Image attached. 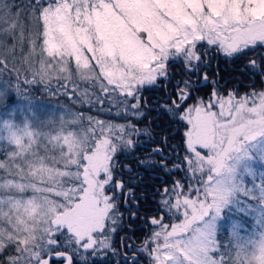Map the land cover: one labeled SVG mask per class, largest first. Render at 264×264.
I'll list each match as a JSON object with an SVG mask.
<instances>
[{
	"label": "snow or ice",
	"instance_id": "obj_1",
	"mask_svg": "<svg viewBox=\"0 0 264 264\" xmlns=\"http://www.w3.org/2000/svg\"><path fill=\"white\" fill-rule=\"evenodd\" d=\"M26 7L42 25V58L25 83L50 82L74 59L82 80L99 82L104 96L98 102L116 105V114L125 118L142 115L140 92L146 85L161 78L170 82L171 62H182L183 71L195 76L206 67L209 49L238 59L244 50L264 45V0H33ZM18 20L13 5L0 0V26L8 25L0 33L12 32ZM183 85L177 93L181 102L189 98L190 80ZM180 119L189 126L185 136L193 155L188 165L201 174L200 187L187 194L180 190L183 185L173 189L174 202L164 203L182 219L171 225L152 219L159 228L149 255L152 264H226V255L210 259L215 246L205 236L206 224L213 212L220 214L229 195L228 160L264 137V92L239 99L214 92L210 102L188 108ZM88 120L82 132L62 130L49 137L60 151L51 162L34 150L38 133L32 128L10 132L6 162H0L6 173L0 177V253L14 248L15 254L4 264H50L52 259L73 264L69 252L96 255L110 247L109 229L118 217L116 197L107 192L124 187L113 180L114 157L134 147L131 137L138 130L130 123ZM256 259L264 264V247Z\"/></svg>",
	"mask_w": 264,
	"mask_h": 264
},
{
	"label": "rangeland",
	"instance_id": "obj_2",
	"mask_svg": "<svg viewBox=\"0 0 264 264\" xmlns=\"http://www.w3.org/2000/svg\"><path fill=\"white\" fill-rule=\"evenodd\" d=\"M17 1V3H19ZM29 4L33 0H26ZM12 0H11V3ZM16 5V4H14ZM13 5V6H14ZM19 12V26L8 34L0 33V162H6V152L9 149L8 139L11 131L23 128L25 126L32 128V130L38 133V139L34 143V150L45 157L49 162L53 159H59V148L53 143L49 142V137H54L58 132L62 130L82 132L89 127L90 122L88 117H94L96 119L111 121L118 124H132L138 130V134L133 135L131 138L134 141V147L130 150H123L117 152L114 157L115 167L118 174H122L126 170L125 164L129 162V166L132 170L134 179H138L139 166L133 167L129 159L121 160V155L126 156L129 154L131 157L136 154V158L140 159L142 166L151 165L147 169H153L154 163H158L161 159L162 166L164 161L173 156H177L179 161L184 160L182 167L186 169L185 172H180L185 179V183L181 191L186 194L189 189H195L200 187V173H193L192 169L188 165V158L192 157L191 151L187 148V137L185 136L189 126L186 121L180 119V116L190 107H195L198 103L203 102L207 104L212 100L213 93L216 92L219 95L227 97L229 93H234L236 98L239 99L243 96L251 95L252 93L264 92V66L255 64L256 54H261L264 64V45H257L256 47L244 50L241 58L237 59L238 67L249 66L253 68L252 76L244 78L235 77L241 82L240 91L237 88H229L227 84V78L221 79L222 75L218 72L217 67L222 66V59L226 60L223 53L208 50V55L205 58L207 69L210 68L212 59L218 63L221 60V64H213L215 67V79L214 81L209 78L207 74L200 71L195 76H189L183 71V63L180 61H173L169 64L170 82L161 78L155 85H146L140 92V112L142 115L133 116L131 113L125 115L121 112L117 115V106H109L106 101L98 102L97 97L104 96V93L99 88V82L94 80H82L75 67V60L70 59L68 64V71L66 73H60L58 70L53 74L50 82L47 83H33L27 84L25 80H32V67H39V61L41 60L40 46L42 44V38L38 37V31L42 32V25H37L35 19L30 14L29 10L21 8L18 4L13 10V13ZM11 19H16L15 15ZM0 27L7 28L8 25H2ZM146 38V35H145ZM35 42V44L33 43ZM35 47V51L33 48ZM254 51L253 54H250ZM250 54V55H249ZM90 55V54H89ZM251 57V59H250ZM235 57L228 60H234ZM245 61V63H244ZM254 62V63H253ZM94 63V62H93ZM242 63L243 65H241ZM205 68V67H204ZM204 68L202 70H204ZM98 72V69H97ZM175 75L176 80L174 79ZM207 77L205 84L204 77ZM184 78H187L191 82V88L188 90L189 98L180 101L177 93L180 88H183ZM211 83H210V82ZM100 82L106 83L101 78ZM179 82L180 87H175ZM215 82V83H214ZM254 83L255 87H252ZM19 84L20 90L18 91L16 85ZM201 87V89L199 88ZM227 88H224V87ZM175 87V88H174ZM193 87H197L198 92L203 89L210 88L209 98L203 95L198 98L197 92L192 91ZM149 90L148 94L145 91ZM194 90V88H193ZM166 92V99L162 98L160 93ZM156 93V97L152 99H146L149 94ZM197 97V101H193L192 98ZM157 99V100H156ZM206 100V101H205ZM130 103L135 101L130 100ZM166 102H170L167 104ZM175 102V104H174ZM179 104V109L175 107ZM108 111H100L102 108H109ZM171 109V111H169ZM165 110L170 113L173 112V116L177 110H182L177 114V121L182 124L181 132L183 136V148L184 151L173 153V149L179 150L178 143L172 144L171 142L166 145L156 144L154 145L155 137L161 128L157 129L160 122L155 118H160L161 113ZM157 114V115H156ZM156 115V117L154 116ZM159 115V117H157ZM154 116V117H151ZM76 117H83V120L74 122ZM159 123V124H157ZM147 130V131H145ZM156 131V132H153ZM38 145V147H37ZM144 145V146H142ZM197 150L202 155H207L206 149L197 147ZM139 154V155H138ZM139 156V157H138ZM130 157V159H131ZM160 160H157V158ZM132 160V159H131ZM164 160V161H163ZM120 161V162H119ZM57 167H63L62 164H57ZM181 165H176L173 161V169L179 172ZM228 172L224 174L225 187L229 192L226 201L221 207L220 214L217 216L213 212V215L209 217L206 224L205 236L210 245H214V250L210 251V259H220V257L228 255L243 242L244 246L248 249H252L255 245L256 238L264 236V137H258L255 141L249 142L244 145L239 152L232 156L227 162ZM125 169V170H124ZM146 169V170H147ZM114 174V171H113ZM136 174V176H135ZM149 178L153 179L152 173ZM6 173L0 170V177L5 176ZM146 176V174H145ZM139 180L147 181L143 175H140ZM19 179V177H17ZM134 182V181H133ZM175 187L182 185L181 181H177L173 178ZM142 184V183H141ZM161 184V181H160ZM174 186L168 189L166 194L164 185L157 186V196L154 198L152 192H147L148 201H155L156 204L152 207H145L138 204V197L127 203L126 201L120 202V198L123 197L124 191H109L108 195L116 196V204H122V214L118 212L116 207L117 222L112 225L110 232V247L108 249H99L96 255H92L91 251L88 253L80 252L73 255V264L88 262L90 258H95L99 255L106 253L111 254V257L116 258L114 246L116 245V234L123 230V227L119 226L122 219L125 220H137V226H145V240H134L132 243H125V239L120 238V248L125 245V250L122 256L123 262L126 264H132L133 259L137 261L136 255L142 259V264H152L149 251L153 245L150 243L151 237L154 231L158 230V225H151L147 227L145 224L152 219H159V215H163V222L171 225L172 223H178L182 217L176 212L175 209H170L165 205L164 201L171 199L175 200L174 195H171ZM136 192V191H135ZM160 193H162L160 195ZM27 195H31L28 193ZM137 196V193L135 194ZM142 195L141 201H145V196ZM193 198L194 195H193ZM117 206V205H116ZM150 206V204H149ZM157 209H154V207ZM154 209V210H146ZM126 220V221H127ZM148 220V221H146ZM111 224V222H107ZM126 229H134L133 227ZM115 236V237H114ZM129 238V237H128ZM14 248H9L6 254L0 253V264H4L7 255H14ZM69 254V253H68ZM81 255L84 256V260H81Z\"/></svg>",
	"mask_w": 264,
	"mask_h": 264
},
{
	"label": "trees",
	"instance_id": "obj_3",
	"mask_svg": "<svg viewBox=\"0 0 264 264\" xmlns=\"http://www.w3.org/2000/svg\"><path fill=\"white\" fill-rule=\"evenodd\" d=\"M17 1H19V0H12L13 5L14 4H16V5L18 4L21 8H23V9L25 8L26 10H28L27 7H26L28 5L26 0H20L19 3H17ZM8 2L11 3V0H8ZM16 5L13 6V10L16 7ZM253 53H254V51H252L250 54H253ZM256 56H257V58L255 59L254 66L256 67V65H258V64L264 66L261 54H256L255 57ZM241 57L242 56H240L239 58H241ZM228 59L229 58H226V60H224V58H223L222 59L223 64H222V66L220 65L219 67H217V70L222 75L221 79L227 78L226 79L227 80L226 86L229 85L230 90H231V88H235V89L237 88V90L240 91L241 82L239 80H237V79H234V78L236 76L240 77L241 79L244 78V77H247V76L251 77L253 68H252V66L249 67V66H246V65H245V67H241L240 66V68H239L238 67L239 64L237 62V58H235L234 60H228ZM250 59H251V57H250ZM244 63H245V61H244ZM213 64H216V65L221 64V60H219L218 63H216V61H214L212 59V61L210 63V68L207 69V67H205L204 70H202V73L207 74L209 78L211 77L212 81H214V79H215V73H214L215 67H214ZM240 64L243 65L242 63H240ZM256 68L259 69L258 67H256ZM175 76L178 78V75H175ZM173 77H174V75H173ZM176 77H174L175 80H176ZM184 79H187V78H184ZM184 79L182 77V80H184ZM226 86L224 88H227ZM252 87H255L254 83L252 84ZM193 88H194V90H193ZM193 88H192V91L198 93V95H197L198 98H200L203 95L204 97H206V100H208L209 93H210V91H209L210 88L203 89L200 92H198L199 90H196L197 87H193ZM199 88L201 89L200 86H199ZM148 93H149V90H146L145 94H148ZM160 95L162 96V98H165V99L167 97L166 92H164V91H162V93H160ZM156 96H157L156 93H152V94H149L146 99H152V98H154ZM197 97H193L191 101H193V99H194V101L196 102L197 99H198ZM166 103L169 104L170 102H166ZM181 111L182 110H180V111L177 110V112L175 113V116H173V112H171V114H170V113L166 112L165 110H163V112L161 113L160 118H155L156 121L160 122V124L157 123V124H159V126H157L156 128L157 129L161 128V131H159L157 136L155 137V139H153V141L156 140L155 143H153L154 145H156L157 143L160 144V146L161 145H166L167 143H164V142H168V143L171 142L174 145H175V143H178L177 147L179 148V150L173 149L172 152L175 153V152L184 151V149H182L183 148V141H184L183 140V136H182V132H181L182 124L177 121V114L179 112H181ZM156 115H154V116L156 117ZM154 116H151V117H154ZM157 117H159V115ZM121 156H122V158L120 159V161L121 160H126L127 157H131L129 154H127L126 156H124V155H121ZM156 158H157V160H160V158H158V157H156ZM131 159H129V161H130V163H132L133 167L139 166V168H137V169L143 170L145 172L144 173V178H146L147 181L153 180V179L149 178V175H151L150 173H152V174L159 173L161 175V177H160L161 184L160 185H164V189L165 190L170 189L171 186L175 187V184L173 183V178L176 179V182L177 181H179V182L181 181L182 185L184 186L185 179H184L183 175H181V173H180V172H185L186 171V169L182 167V164H183L184 160H182V162L179 161L177 156H174V158L172 156L171 157L172 160H170V158L168 160H166V161L163 160L164 161V165L163 166L161 165L159 169H157V166L154 167L155 169H152V168L151 169H147L151 165H147L146 163H145V166L143 167L142 163L140 162V159L143 160L145 158H140V157L136 158V154L134 156H132ZM173 161H174L175 164L181 165V167L179 168V172L178 171L173 172ZM145 174H146V176H145ZM121 178H122V176L120 174H118L117 170H114L113 180L114 181H121L122 180ZM132 181H134V182L131 183V186L135 189L137 194L138 193H142V192H145V194L147 192H152L151 194H153L154 198L157 196V192L154 193V188L149 184V182H146L144 185H141V183L139 184V181L136 180V179H134ZM116 192L117 191L115 190V193ZM115 193H113V195ZM161 194L162 193H160V195ZM147 195H144L145 196L144 197L145 201H143V202L141 201V198L139 196L138 197V204H140V205L142 204L145 207H152L151 205L156 204V202L154 200L149 202L148 201L149 197ZM122 201H123V197L120 198V202L121 203H122ZM149 204H150V206H149ZM116 205H117L116 207H117L118 212H121V214H122V210H123L122 204H116ZM154 209H157V207L155 206ZM154 209H150V210H154ZM146 210L148 211L149 209H146ZM146 221H148V220H146ZM125 223L128 224L129 227H133V228L137 227V225H138V221L137 220H127V221H125L124 219L121 220L119 226L120 227L122 226L123 230L121 229L120 232L115 235L116 236V238H115L116 239L115 240L116 245L114 246V248H115V252L117 253V257L116 258H113V257H111V254L106 253L104 255H99V256H97L95 258H90L88 260V262L76 263V264H126L125 262H123V259H122V256H123V253H124V250H125V245H123L122 249L120 248V245H119L121 236L123 234H128L129 238L128 237L124 238L125 239L124 240L125 243H132V241H134V240H137V241L141 242V241H143V238L145 237V233H144L145 230H144V228H139L140 229L139 231L135 230V229H132V230L129 229L128 230V229L125 228L126 227ZM145 225L147 227H149V226H151L153 224H150L148 222ZM69 254H72V253L69 252ZM136 258H137L136 264H140L138 262H142V259H140V256H138V255H136ZM50 264H64V262L61 261V260L58 262L57 260L52 259V260H50Z\"/></svg>",
	"mask_w": 264,
	"mask_h": 264
},
{
	"label": "flooded vegetation",
	"instance_id": "obj_4",
	"mask_svg": "<svg viewBox=\"0 0 264 264\" xmlns=\"http://www.w3.org/2000/svg\"><path fill=\"white\" fill-rule=\"evenodd\" d=\"M153 132H156V131H153ZM142 146H144V145H142ZM127 159H130V157H127ZM128 164H129V162L127 164H125L126 170L124 169L125 170L124 172L121 171V173H122L121 174V176H122L121 179L122 180L121 181H118L124 187L122 189H117V191H122V190L124 191V193H123V200L124 201L127 200V203L130 202L133 199V197H138V196L141 197L142 195L145 194V192H142V193H138L137 196L135 195L136 194L135 189L131 186V183L133 182L132 181L133 180L132 178L134 177V175L132 174L131 168L128 167L129 166ZM154 164H155L154 167L157 166V169H159L160 166L162 165V162L159 161L157 164L156 163H154ZM153 169H155V168H153ZM138 173H142L140 175H143V177H144V173L145 172L143 170H139ZM140 175H138V179H137L139 181V184L142 183L141 185H144L146 182H149V184L154 188V193L158 192L157 186H160V181H161L160 180L161 175L159 173L152 174V176L154 178L151 181H146V180L145 181H143V180L141 181V180H139L140 179L139 178ZM135 176H136V174H135ZM125 221H126V218H125ZM125 226L127 228H130L128 226V224H126V223H125ZM122 237H128V234H123ZM61 261H63V260H61Z\"/></svg>",
	"mask_w": 264,
	"mask_h": 264
},
{
	"label": "clouds",
	"instance_id": "obj_5",
	"mask_svg": "<svg viewBox=\"0 0 264 264\" xmlns=\"http://www.w3.org/2000/svg\"><path fill=\"white\" fill-rule=\"evenodd\" d=\"M262 247H264V236L256 238L252 249L246 248L241 242L230 254L226 255V264H259L256 258L260 255Z\"/></svg>",
	"mask_w": 264,
	"mask_h": 264
},
{
	"label": "bare ground",
	"instance_id": "obj_6",
	"mask_svg": "<svg viewBox=\"0 0 264 264\" xmlns=\"http://www.w3.org/2000/svg\"><path fill=\"white\" fill-rule=\"evenodd\" d=\"M176 165H179V164H176ZM173 172H175V169H173ZM160 216L163 217L162 215H159L158 218H160ZM163 219H164V217H163ZM151 221H152V220H149V223H150V224H152ZM139 228H144V227H143V226H137V227H135L134 229L139 231V230H140ZM124 238H125V237H122V240H124ZM144 240H145V237L143 238V241H144Z\"/></svg>",
	"mask_w": 264,
	"mask_h": 264
},
{
	"label": "water",
	"instance_id": "obj_7",
	"mask_svg": "<svg viewBox=\"0 0 264 264\" xmlns=\"http://www.w3.org/2000/svg\"><path fill=\"white\" fill-rule=\"evenodd\" d=\"M159 219H162V220H163V217H161V216H160V218H159Z\"/></svg>",
	"mask_w": 264,
	"mask_h": 264
}]
</instances>
